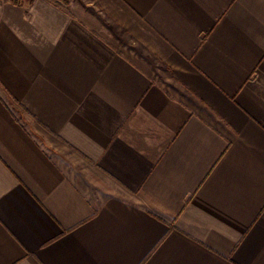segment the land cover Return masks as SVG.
Wrapping results in <instances>:
<instances>
[{"label":"crops","instance_id":"crops-1","mask_svg":"<svg viewBox=\"0 0 264 264\" xmlns=\"http://www.w3.org/2000/svg\"><path fill=\"white\" fill-rule=\"evenodd\" d=\"M0 264H264V0L0 2Z\"/></svg>","mask_w":264,"mask_h":264},{"label":"trees","instance_id":"trees-1","mask_svg":"<svg viewBox=\"0 0 264 264\" xmlns=\"http://www.w3.org/2000/svg\"><path fill=\"white\" fill-rule=\"evenodd\" d=\"M2 1H5V2H12L14 4H17V5H22L24 4L25 2H29L31 0H0V2Z\"/></svg>","mask_w":264,"mask_h":264}]
</instances>
